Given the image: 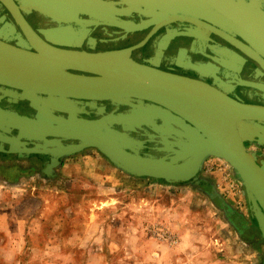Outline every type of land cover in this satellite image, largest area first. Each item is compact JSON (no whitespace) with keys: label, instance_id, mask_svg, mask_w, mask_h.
<instances>
[{"label":"flooded vegetation","instance_id":"1","mask_svg":"<svg viewBox=\"0 0 264 264\" xmlns=\"http://www.w3.org/2000/svg\"><path fill=\"white\" fill-rule=\"evenodd\" d=\"M13 1L43 49L69 54L126 51L130 59L141 64L206 81L242 103L264 106V0ZM197 20L221 29L241 45L230 42ZM0 39L38 53L5 0H0ZM42 43L48 48H44ZM48 97L36 94H27L26 97L23 93L0 85V112L27 114L31 119L43 117L42 114L47 112L51 119L62 115L67 120L71 113L75 122L71 128H67L66 124L63 129H57V123L51 127L65 136L48 137L54 141L61 139L62 145L66 147L97 136L103 139L104 135L113 131V128L108 129L107 125L101 123L99 129L83 127L84 123L95 125L108 116L130 115L138 111L139 105L132 98H118L110 102L75 100L73 107L50 105L44 111L43 106L50 104ZM89 105L95 108L90 110ZM87 111L90 116L83 115ZM153 112L162 117L155 127L166 128V134L171 137L181 135L176 132L183 125L178 116L164 110ZM80 118L86 120L81 121L83 119ZM116 127L122 130V126ZM186 129L195 136L196 141L202 139L198 143L209 144L196 129ZM247 131L249 138L245 144L248 151L251 146L264 145V122H253ZM0 134L4 133L0 131ZM18 134L14 129L8 133L9 136ZM1 144L9 147L3 139H0ZM60 144L55 141L52 146L59 147ZM52 146L44 145V148ZM28 147L33 148L34 142H29ZM255 153L258 158L264 156L260 148ZM54 155L35 156L34 160L39 158L42 162L39 164L45 168L55 158L61 161L66 157L59 153ZM35 164L37 167V162L32 165ZM32 169L35 170V167ZM246 205L248 208V201ZM252 226L255 231L243 230L248 234L243 235L241 231V235L252 238L254 243V235L259 230L257 222L253 221ZM258 233L261 235L260 231ZM260 244L264 246V241H260Z\"/></svg>","mask_w":264,"mask_h":264},{"label":"water","instance_id":"2","mask_svg":"<svg viewBox=\"0 0 264 264\" xmlns=\"http://www.w3.org/2000/svg\"><path fill=\"white\" fill-rule=\"evenodd\" d=\"M5 1L38 53L0 39V85L23 93L26 97L27 94L46 95L49 96V103L59 102L71 106L75 105V100L110 102L118 98H132L139 103L138 111L133 114L108 116L102 121L108 129L117 123L124 131L113 128L103 139L97 136L98 139H87L66 147L62 144L54 147V143L46 142L53 148H44L45 143L36 140L34 148L27 152L54 156L56 153L68 155L86 148H96L129 174L162 179L169 183L189 182L192 186L193 180H200L198 175L208 156H219L239 176L246 189L249 212L256 219L264 238V158H258L248 151L245 144L249 138L247 130L253 122H264V106L242 103L206 81L141 64L130 59L126 51L68 54L43 49L39 41L36 42L33 29L14 1ZM197 22L230 42L241 45L221 29L202 21ZM44 108L42 110L45 111ZM154 110L175 114L180 118L179 121L199 131L209 144L201 145L189 133L181 130L184 139L175 143L178 147L175 150L167 144L170 135L166 134L165 128H156L160 137L148 133L147 141L155 145L151 152L143 153L145 141L132 137L129 131L150 126ZM225 117L231 121L227 127L228 133L222 135ZM2 125L1 121L0 127ZM99 125L97 123L96 127ZM11 140L12 149L24 151L16 138ZM155 152L165 155L156 156ZM211 190L212 194H206L214 198L218 191L215 187Z\"/></svg>","mask_w":264,"mask_h":264},{"label":"crops","instance_id":"3","mask_svg":"<svg viewBox=\"0 0 264 264\" xmlns=\"http://www.w3.org/2000/svg\"><path fill=\"white\" fill-rule=\"evenodd\" d=\"M50 105L60 108L68 104L50 102V104L43 106L46 108L45 111H47V108ZM89 106L90 110H93V108H95V106L93 105ZM0 110L2 111V109ZM68 111L70 110L68 109ZM68 111H65V113L69 114ZM42 115L43 117L41 116L37 119H31L27 116V114H20L18 112L7 114L0 112V122L2 121L3 123V125L0 127V131L1 133H4L3 135L0 134V139H3L4 142L7 141V143L9 144V147L3 144L0 145V166L1 168L6 170L3 171V173H0V188L6 190V192L4 193L10 194V190H25V183L27 181L31 183L34 180H39L40 182L44 179V182H48L50 184L55 183L56 185H59V187L61 185H65L66 188L55 191L56 194L66 197H73L77 194H81L79 196L83 195L85 189H83V192L82 190L81 192H79V189H81L82 186L87 187L88 185L91 186L93 184H97L98 195L100 197L98 201L99 204H97L98 210H105L104 212L107 213L108 210H110V207H113V209L115 208V211L120 214V218H122L123 215L129 214L133 219L131 225H129L131 227V234L129 237H127V241H124V243L126 242L125 244H127V246L128 244L130 245L129 247H127L130 251L127 252V256H122V250L119 246L118 250L121 251L116 253L117 255L119 254L120 258L118 257V259L123 260L129 258L131 260H139L138 250L140 246L143 245L141 250H145L148 244H150V255H148L147 257L143 256V258L151 261L152 264H255V256L246 251L243 245L253 243V239L245 238L239 231H237V233L239 234L237 235L241 241H236L231 235V233H234L235 231L234 229L233 231H231V225L234 226V224L231 222H220L219 220H217V216L213 214L212 216H209V222L212 224V226H210V235L207 241H203L202 237L197 236L195 237V240L191 239L189 243L190 245H193V247L187 248L188 239L186 237V234L184 233L185 228L183 226L185 224V219L182 220V214L184 213V211L181 210V208L176 207L174 202L170 201L169 194L171 195L172 192H175V188H177V186L179 185H190L189 182L169 183L162 179L152 178L156 182L151 183L149 182L151 180L147 179L148 177H140L134 174H129L114 165L105 156L96 158H94L93 156L87 157L92 161L85 162L84 164L87 167L83 168H85L86 170L89 169V171H93V174L90 175L83 174L81 177L77 176V174H75V169H78L79 167L73 164L76 159L68 160V158L61 161L59 158L53 160L52 163L48 165L56 169L46 171L45 168H43V164H39L42 163L39 158L38 160H34L35 156H43L46 154L39 152H27L28 149L34 148L28 147L29 142H35L36 140L44 139L41 141H45L43 142L45 143V145H47L46 142L55 143V141L59 142L60 144L61 139L54 141L53 139L49 140L48 137L55 136V138H59L62 136L64 137L65 134L58 132L59 130L54 131L51 129V127H53V125L57 123V129H63L66 124H68L67 128H71L75 122L74 120H72L71 113L69 114V120L64 118L62 115L55 116L54 119H51L49 118L50 115L47 112L45 115ZM83 115H86V113L84 112ZM87 115L90 116V113ZM157 116L158 115L153 114L150 126H143V129L141 130L135 128L138 132L134 130L129 131L132 137L136 136L138 139L145 141L144 148L142 149L143 153L151 152L153 150V146L155 145L153 142L147 141L148 133L153 135L157 134L158 138L160 137V134L156 131V128L157 130L161 128L155 127V125H158V121L161 120L160 118H157ZM80 119H83L81 121L86 120V118ZM71 121H73L72 124H70ZM97 123L106 125L102 121H98L96 122V124ZM96 124L92 125L90 123H84L83 127L87 126L86 128H90L92 126L96 129H99L100 125L96 127ZM116 125L119 124L114 123L111 127L119 131H124V129H117ZM186 127L190 128L189 125L184 122L182 126L178 127L176 132L180 133V131L183 130L186 133H189L196 140L194 135H192L189 131H186ZM12 129L16 130L19 134L9 136L8 133H11ZM165 132H168L166 128ZM79 135L81 134H78V136ZM12 138H16L18 140L19 147L21 146L24 151L12 149ZM183 139L184 138L182 134L177 138H175L173 135L171 137L170 135L167 139V144L169 147H173L175 148V150H177L178 147L175 143ZM183 144L185 145V142H183ZM155 154L156 156L162 157H164L165 155V153L159 152H155ZM77 161L78 160H76V163H78ZM35 162H37L38 164L37 167L36 164L32 165ZM207 162L208 161L206 160L202 171L198 175L199 178H202L200 179V181L204 185H208V183L212 182L211 180L207 179L208 177H206V175L204 174L206 166L208 164ZM32 167H35V170H33ZM69 168L73 169L74 171L72 170L68 172ZM192 182H194V185L197 187L195 188V190L198 194L202 195L203 191L207 192V190H205V188L203 187L204 185H200L198 183V180H193ZM196 182L198 184H196ZM211 184H213L211 187H215L218 191V193H216V196L213 198L215 207L222 213H226V215L227 213L232 215V213L235 211H233L231 208H238L237 206L239 205V203L235 207V203L233 205V203L231 202L233 195H231V197H223L222 194H225L223 188L220 192L219 187L216 185V183ZM37 185L41 184L36 183L34 185H31L30 188L33 187L34 189V186ZM181 187L183 186H180L179 188ZM210 191L211 193H213L212 190ZM85 192L87 193V191ZM184 192L188 193V195L192 194L190 193L191 191L189 189ZM32 195H36V193L33 192ZM177 197L179 201V196ZM240 205L242 206L243 203L241 204L240 202ZM42 206L40 208V211L37 210L35 215L28 217L19 216L13 218L11 212L13 209L15 210V208H6L5 210H2V213L0 212V238L2 237V241L0 240V243L4 244L6 240L8 241L7 247L0 245V249L3 252L0 254L2 258H5L6 261L13 260L14 264H20L18 260H20L22 253L27 249H32L33 252L37 253H49V250H52V252L53 250H56L55 252L60 251L61 255H68V258H70V260L76 259L74 251L64 254V252L66 253V251L62 249L64 251L63 252L61 248L58 247V245H60L61 243H68L70 245L75 244L79 246L80 249L84 250V253L86 254L85 257L88 260L97 259V257H99L100 259L103 258L101 253L97 252V256L96 253L91 254V252L89 251V245L91 242L92 244L108 243V239L106 238L100 239L98 237L99 235H90V231L92 230V228H94L95 226L99 227L97 222L98 220L89 219L86 224H84L83 228L85 229L81 234L71 232L69 236L64 239L60 234V230L63 226L60 221H57L58 223L54 224L52 228L53 230L51 231L50 235L47 233V226H49V224L47 223V217L44 211L45 208ZM138 208H141L142 210L144 209V211L146 212H150V216L147 215L148 217L146 218L155 217L157 213L161 212L164 220H180L179 222H175V226L172 225V227L164 223L163 221V227L168 229L167 238H158L154 234L150 233H148L147 237L144 236L140 238V236L137 234L140 231V219L139 215L137 214ZM91 210L92 208H90V211ZM134 218H136L137 220L134 221ZM123 220L124 217L122 218V221ZM118 222H120L118 226L123 225L121 221ZM223 223L226 224L223 225ZM107 226L108 224L106 225V227ZM147 238L149 239L147 240ZM43 241L45 244V248L44 244H42L43 246H41L37 245L36 243H43ZM138 243H140V246ZM205 244H208V246H205ZM120 245L122 248L123 242H121ZM144 245H146V247ZM133 246L136 247V250L133 249ZM98 249L105 250V248L103 247H98ZM261 263H264V261L262 260ZM6 264L9 263L7 262Z\"/></svg>","mask_w":264,"mask_h":264},{"label":"rangeland","instance_id":"4","mask_svg":"<svg viewBox=\"0 0 264 264\" xmlns=\"http://www.w3.org/2000/svg\"><path fill=\"white\" fill-rule=\"evenodd\" d=\"M199 141L202 142V139L198 138ZM197 140V141H198ZM260 148V151L264 154V145L256 147V146H251L250 152L253 154L256 152V149ZM47 154V153H44ZM258 154V153H257ZM75 155V156H74ZM256 155V153H255ZM55 156V155H54ZM74 156V157H73ZM93 156L94 158L96 157H103L104 155L98 151L96 148H86L81 151L71 153L66 155V158L71 159V160H78L76 163L73 162V164L77 167L78 169H75V174L77 176L81 177L83 174L85 175H90L93 174V171H89V169H85L87 166H85V162L92 161L89 160L87 157ZM264 158V156H263ZM108 159V158H107ZM109 160V159H108ZM110 161V160H109ZM207 166L204 174L207 179L211 180L212 182L208 183V185H204L203 187L207 192L211 193V186L213 184L211 183H216V185L219 187L220 192L222 191V188L224 190V195L222 194L223 197H231L232 200L231 202L235 203L236 205L239 203L237 206L238 208H231L233 211L232 215L229 213H222L219 211L215 205H214V199L210 195L206 194V191L202 192V195L198 194L195 188H197L195 185H179L177 188H175V192H172L170 196V201L175 203L176 207L181 208V210L184 211L182 214V220L185 219V224L184 226V233L186 234V237L188 239L187 241V248L193 247V245H190V241L195 240V237H202L203 241H207L210 235V226L212 224L209 222L210 217L215 215L217 216V220L220 222H231L234 224L232 226V230H235L234 233H231V235L234 237L236 241H241L238 237L237 231H239L242 234H248L245 233L247 230H251L253 228L252 223L253 221L256 222V219L251 215L249 212V207L247 208V193L245 187L242 185V182L240 181L239 176L235 173L233 167L224 159L216 156H208L207 158ZM111 162V161H110ZM82 166V168H81ZM85 167V168H83ZM91 168V167H90ZM56 168H52L50 165L45 167V170H52ZM92 169V168H91ZM73 169L69 168V171H72ZM3 171H6L5 169L1 168L0 166V173H3ZM74 171V170H73ZM49 172V171H48ZM47 173V172H46ZM204 177V176H203ZM150 179L151 183H155L156 181L152 178H147ZM202 179V178H198ZM205 179V178H204ZM41 184L34 186L35 188L33 189L30 188L31 185L34 184ZM198 183L201 185L200 180H198ZM196 182V184H198ZM26 188L25 190H10V194L4 193L6 192L5 189L0 188V212L2 213V210H5L6 208L8 209H13L11 212L12 217H28L35 215L37 210L40 211L41 206L44 207L45 215L47 217V223L49 226H47L48 234L50 235L51 231L53 230V226L55 223H58L57 221H60L62 223V228L60 230V234L62 235L64 239H66L71 232L79 233L81 234L82 231L85 229L84 224L91 219L98 220V226H95L92 228L90 231V235L92 236H97L100 239H108V243L105 244H92V242L89 245V251L92 253H96L98 256V253H101L103 258L97 257V259H86V254L84 253V250L80 249L79 246L75 244H68V243H61L58 245V247L66 251L64 254H67L68 252L74 251V255L76 256V259L70 260L68 258V255H61V252H55L56 250H49L50 252H33L32 249H27L25 252L22 253L20 260V264H152L151 261L146 260V258H143V256H148L150 255V244L146 247L145 250H141L143 245L139 246L138 250V259L139 260H131L129 258L120 260L118 259L119 254L117 255L116 253L120 252L122 250L121 255L127 256V252L130 250L127 248L130 245L125 244L124 241H127V237L130 236L131 234V225L132 222V217L129 214L123 215L124 220L122 221V218H120V214L115 211V208L110 207V210H108L107 213H105V210H98V201H99V195H98V185L93 184V185H88L87 187H81L79 189V192H83L82 196H79L81 194H77L73 197H66L63 195H58L55 193V191H59L60 189H65V185H59L50 184L44 182V179L39 182L34 180L31 183L27 181L26 183ZM224 185V186H223ZM180 186H183L179 188ZM223 186V187H222ZM1 187V186H0ZM190 190L192 194L185 193L184 191ZM171 190V189H170ZM78 191V190H77ZM87 191V193L85 192ZM35 192L36 195H32V193ZM212 194V193H211ZM230 195V196H229ZM179 196V201L178 197ZM202 197V198H201ZM223 199V198H222ZM234 199V200H233ZM247 199V200H246ZM243 203V205H240ZM189 205V206H188ZM191 206V207H190ZM229 207V206H228ZM90 208L92 210L90 211ZM94 210V211H93ZM137 214L139 215V233H137L140 238L142 237H147L148 233L154 234L158 238H167L168 236V229L163 227V221L164 223L175 226V222H179L180 219L178 220H173L169 219L170 221H167L168 219H165L162 217V213L159 212L155 217L152 218H146L150 216V212L144 211L141 208L137 209ZM195 211V212H194ZM136 213V212H134ZM236 213V214H235ZM241 214L242 216H240ZM148 215V216H147ZM12 218V219H13ZM245 219V221H244ZM137 219L134 218V221ZM181 220V221H182ZM122 222V226H118L120 222ZM108 222V223H106ZM153 223V224H152ZM108 226L106 227V225ZM110 224V225H109ZM183 224V223H182ZM226 223H223L225 225ZM243 224H246L244 226ZM249 225V226H248ZM154 227V228H152ZM258 227V225H257ZM244 228V229H243ZM243 230H246L243 232ZM259 228L257 229V231ZM247 231V232H248ZM260 231V230H259ZM258 231V232H259ZM251 232V231H250ZM257 232V235H254L256 238H254V243L251 244H243L244 248L246 251L250 252L252 255L255 256V264H262L261 259L264 256V246L260 244V241H264V238H262V235H259ZM238 234V235H237ZM252 234V233H249ZM88 235V234H87ZM89 236V235H88ZM253 236V235H252ZM261 236V237H260ZM46 238V237H45ZM49 238V237H48ZM149 238H147L148 240ZM2 241V237L0 238ZM6 240V239H5ZM45 241V240H44ZM41 242H36L37 245L44 244ZM104 241V240H103ZM116 242V243H115ZM119 242V243H117ZM123 242L122 248L120 243ZM101 243V242H98ZM8 241L6 242L3 246H8ZM35 245V244H34ZM120 246L121 250H118ZM138 246V245H137ZM205 246H208V244H205ZM98 247H103L104 249H98ZM203 247V246H202ZM45 248V244H44ZM136 247L133 246V249ZM136 250V249H135ZM134 250V251H135ZM98 252V253H97ZM3 253L2 250L0 249V254ZM4 255V254H3ZM120 258V257H119ZM132 261V263H131ZM14 264V261H6L5 258H2L0 255V264Z\"/></svg>","mask_w":264,"mask_h":264},{"label":"bare ground","instance_id":"5","mask_svg":"<svg viewBox=\"0 0 264 264\" xmlns=\"http://www.w3.org/2000/svg\"><path fill=\"white\" fill-rule=\"evenodd\" d=\"M44 48H48V46L45 44V43H42L41 44ZM58 53H62V52H58ZM73 53V52H72ZM69 54V53H68ZM231 120L229 118H226L224 119V123H223V126H222V135H225L228 133L227 131V127L230 126V122Z\"/></svg>","mask_w":264,"mask_h":264}]
</instances>
